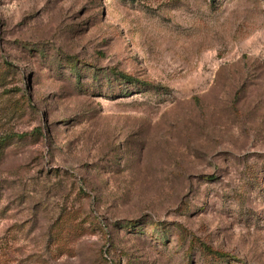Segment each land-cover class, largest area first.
<instances>
[{
	"label": "rangeland",
	"instance_id": "obj_1",
	"mask_svg": "<svg viewBox=\"0 0 264 264\" xmlns=\"http://www.w3.org/2000/svg\"><path fill=\"white\" fill-rule=\"evenodd\" d=\"M0 264H264V0H0Z\"/></svg>",
	"mask_w": 264,
	"mask_h": 264
},
{
	"label": "trees",
	"instance_id": "obj_2",
	"mask_svg": "<svg viewBox=\"0 0 264 264\" xmlns=\"http://www.w3.org/2000/svg\"><path fill=\"white\" fill-rule=\"evenodd\" d=\"M71 64V66H70V68L71 69H74V68H76L75 66H73L72 65V63H70ZM95 74V73H94ZM93 74V75H94ZM112 74V73H111ZM117 77H116V79L114 80V83H116V84H118V85H120V88H122V90H124V85H132L133 87H137V85L139 84V85H141L140 87H141V89L142 88H150V86L148 85V84H145V83H142V82H136L135 80H133L132 78H130V77H128L127 75H123V74H119V75H116ZM94 79V78H93ZM107 85L108 86H111V84H110V82H107ZM145 91V90H144ZM143 92V91H142ZM128 92H126V91H123V92H121V94H127ZM206 254H209V256L211 257V258H216V257H218V255H219V252H213V251H211L210 249H208V248H206V247H203V248H201ZM211 254V255H210Z\"/></svg>",
	"mask_w": 264,
	"mask_h": 264
}]
</instances>
